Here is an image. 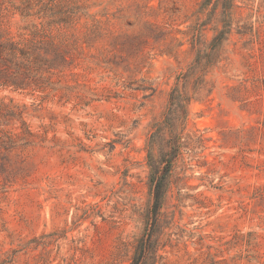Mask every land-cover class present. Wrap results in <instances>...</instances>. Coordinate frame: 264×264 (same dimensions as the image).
I'll return each instance as SVG.
<instances>
[{
    "label": "rangeland",
    "instance_id": "rangeland-1",
    "mask_svg": "<svg viewBox=\"0 0 264 264\" xmlns=\"http://www.w3.org/2000/svg\"><path fill=\"white\" fill-rule=\"evenodd\" d=\"M205 1L0 0V264H132L155 223L147 264H264V0H233L188 82V146L150 212L154 125L223 28L227 0Z\"/></svg>",
    "mask_w": 264,
    "mask_h": 264
},
{
    "label": "trees",
    "instance_id": "trees-1",
    "mask_svg": "<svg viewBox=\"0 0 264 264\" xmlns=\"http://www.w3.org/2000/svg\"><path fill=\"white\" fill-rule=\"evenodd\" d=\"M219 1V0H217ZM212 0H206L204 5L207 6ZM233 6V0H227L223 3V28L218 31L214 36L209 50L202 52L200 50L196 64L192 70L180 76L183 81V85L178 84L173 88L170 95V103L166 112V117L163 121L156 122L154 125V131L151 134L150 148H149V163L151 166V191L153 193V204L150 208V212H153L155 221L160 214L161 208L163 207L166 193L169 188L171 180L173 161L178 158L182 153L184 147L188 146V142L183 140L187 120L189 116L188 105L194 98L193 94H189L187 84L191 77L197 75L200 69H205L209 65L215 64L219 57L224 41L228 38L231 28V8ZM4 45H6L4 43ZM7 46H1L2 58L5 62L4 69L9 70L10 62L8 53L5 51ZM202 73L195 79L194 92L200 88V83H203ZM19 85V82H15ZM169 135V138L167 136ZM165 141L166 145L163 144ZM159 145L161 152L163 153V160L158 162L155 159V148ZM165 161V162H164ZM163 165L161 166V164ZM165 163V164H164ZM156 223L152 226H147L146 231L143 233L139 240V244L136 247L133 255L132 264H147L151 260L157 259L156 253L158 249V237H156ZM154 258V259H153ZM153 264H155L153 262Z\"/></svg>",
    "mask_w": 264,
    "mask_h": 264
}]
</instances>
